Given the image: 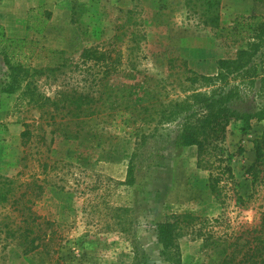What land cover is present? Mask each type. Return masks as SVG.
Instances as JSON below:
<instances>
[{
    "label": "rangeland",
    "instance_id": "obj_1",
    "mask_svg": "<svg viewBox=\"0 0 264 264\" xmlns=\"http://www.w3.org/2000/svg\"><path fill=\"white\" fill-rule=\"evenodd\" d=\"M210 1L0 0V24L6 35L28 41L26 64L34 69L64 64L60 71L44 70L41 75L30 69L27 81L38 95L37 102L18 103V93L2 91L10 78L0 45V187L4 191L12 187L17 198L25 189L22 183H33L29 192L42 185L39 194L29 197L28 205L37 216L55 222L62 234L53 256L57 262L48 261L40 252L24 255L8 230L21 225L28 212L0 198V264H173L160 256L155 230V223L170 212L189 210L220 217L222 230L244 228L257 220L264 201L241 206L235 203V193L246 199L251 191L245 168L254 160L253 140L264 131V120H251L247 131L240 120L227 126L219 145L229 159L234 180L225 189L222 204L207 185L208 171L197 166L196 148L177 143V122L161 127L137 151L132 141L124 145L123 157L112 161L100 159L99 149L90 141L65 139L51 132L48 118H39V96L53 97L60 87L87 90L94 73L98 74L97 67L89 69L81 63L79 53L85 47L98 46L112 57L117 55L127 73L139 70L133 81L144 75L166 78L169 62L183 64L182 80L190 74L186 70L217 75L216 61L234 58L249 41L226 39V28L239 14L260 15L264 21V3L219 0L215 10L207 4ZM44 11L50 12L48 19ZM213 12L219 16L217 26L210 23ZM30 15L35 25L45 23L43 32L25 29ZM258 43L257 52L247 51L252 55L249 62L228 78L238 91L232 104L240 112L264 107V40ZM173 79L170 76L166 81L175 85ZM26 125L32 136L24 143L20 134ZM130 161L134 181L128 183ZM41 163L49 167L44 170ZM179 244L180 264L207 263L200 240L183 238Z\"/></svg>",
    "mask_w": 264,
    "mask_h": 264
},
{
    "label": "trees",
    "instance_id": "obj_2",
    "mask_svg": "<svg viewBox=\"0 0 264 264\" xmlns=\"http://www.w3.org/2000/svg\"><path fill=\"white\" fill-rule=\"evenodd\" d=\"M259 1L264 3V0ZM207 4L216 10L219 0H212ZM44 14L48 19L50 12L44 11ZM32 18L33 15L28 17L25 29L43 32L45 23L35 25ZM210 18V23L217 26V12H213ZM262 19L260 15L235 16L231 25L226 28V39L233 38L235 43L244 38L249 41L247 47L238 50L234 58L216 61L219 72L215 76L186 70L190 74L182 80L180 73H183V64L174 65L169 62L170 74L167 77H174L175 85L167 83V77L152 79L144 75L142 80L133 81L141 73L139 70L134 69L135 75L132 71L127 73L117 55L112 57L110 51L98 46L85 47L79 53L81 63L89 69L97 67L98 74L94 73L87 90L80 86L60 87L53 97L39 96V118H48L49 124L53 126L51 132H59L65 139L90 141L91 145L99 149L100 159L103 157L112 161L123 157L126 152L124 145L132 141L133 150L137 151L145 147L151 138L154 139L161 127L177 122V143L183 147L196 148L197 166L208 171L207 185L223 204L225 189L234 180L229 159L221 153L219 145L226 136L227 126L232 121L240 120L242 128L247 131L251 127V120H264V107L252 113L240 112L233 107L232 102L238 91L234 85H230L228 79L249 62L252 55H248L247 51L254 54L259 49L261 44L258 42L262 43L264 40ZM0 45L4 48L3 60L10 78L2 91L7 94L18 93V103L26 101L35 104L38 95L27 81L29 70L41 75L44 70L60 71L64 64L53 68H31L26 64L30 51L28 41L8 37L1 24ZM112 75L117 77L113 79ZM217 80L220 81L218 85L215 83ZM261 83H264V77ZM169 85L172 86L168 88ZM49 108L52 109L49 111ZM20 136L24 143L29 142L32 132L27 125ZM120 138L123 142H119ZM253 151L254 160L245 168L247 177L250 178L251 191L246 199L235 193V203L241 206L258 199L264 201V131L253 140ZM134 155L133 151L130 158ZM57 162L56 160L55 163ZM41 165L44 170L49 167L47 163ZM132 169L130 161L126 169L128 183L134 181ZM22 185L25 189L17 198H13L15 193L12 187H6L5 191L0 187V198L11 200L12 205L19 204L17 210L28 212L22 224L13 232H10L13 229L8 232L17 240L24 255L40 252L48 261L57 262L53 256L57 252V241L62 238L61 232L55 222L37 216L28 205L31 202L29 197L39 194L43 186L37 185V191L31 189L29 192L33 183L26 182ZM7 193H10V199L6 196ZM257 212V220L250 225L239 229L226 226L223 230L218 228L222 225L220 217L200 216L189 210L170 212L163 221L155 223L160 256L167 262L180 264L179 243L181 239L187 238L202 242L206 264H264V202Z\"/></svg>",
    "mask_w": 264,
    "mask_h": 264
}]
</instances>
